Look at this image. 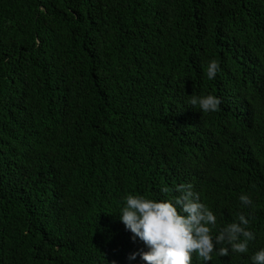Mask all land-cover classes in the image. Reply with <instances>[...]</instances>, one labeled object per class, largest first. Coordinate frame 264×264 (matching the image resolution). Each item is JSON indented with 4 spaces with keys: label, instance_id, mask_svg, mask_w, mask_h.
Segmentation results:
<instances>
[{
    "label": "trees",
    "instance_id": "16d2710c",
    "mask_svg": "<svg viewBox=\"0 0 264 264\" xmlns=\"http://www.w3.org/2000/svg\"><path fill=\"white\" fill-rule=\"evenodd\" d=\"M208 94L218 111L187 103ZM180 184L216 215L213 235L251 221L247 253L207 264H252L264 0H0V264H143L128 259L146 246L119 219L126 197Z\"/></svg>",
    "mask_w": 264,
    "mask_h": 264
},
{
    "label": "clouds",
    "instance_id": "9594fccd",
    "mask_svg": "<svg viewBox=\"0 0 264 264\" xmlns=\"http://www.w3.org/2000/svg\"><path fill=\"white\" fill-rule=\"evenodd\" d=\"M219 71V61L213 59L207 64L208 79H215ZM187 103L192 108L198 107L200 112L212 113L219 110L221 100L208 94L193 96ZM175 191L178 195L171 199L126 197L119 219L132 233V239L139 238L146 246V250L131 253L130 261L139 254L143 264H192L195 253L207 264L214 251L221 256L228 255L230 251L240 254L249 251V242L256 238L249 218L240 214L236 222L227 224L213 235L217 217L201 202L193 185L180 184ZM239 200L244 206L253 203L248 194H241ZM251 260L252 264H264V248L256 251Z\"/></svg>",
    "mask_w": 264,
    "mask_h": 264
}]
</instances>
